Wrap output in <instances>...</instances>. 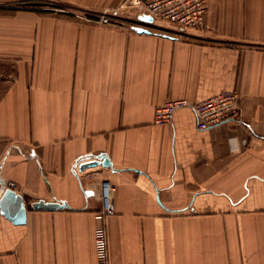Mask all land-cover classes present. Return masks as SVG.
I'll list each match as a JSON object with an SVG mask.
<instances>
[{
    "label": "crops",
    "instance_id": "1",
    "mask_svg": "<svg viewBox=\"0 0 264 264\" xmlns=\"http://www.w3.org/2000/svg\"><path fill=\"white\" fill-rule=\"evenodd\" d=\"M156 28L0 9V176L27 209L22 225L0 210V264H98L104 179L111 264H264V0H208L205 28L183 36ZM225 91L241 97L233 121L202 131L184 107L154 123L167 101ZM98 155L112 167L79 170ZM41 200L68 208L34 210Z\"/></svg>",
    "mask_w": 264,
    "mask_h": 264
},
{
    "label": "built area",
    "instance_id": "2",
    "mask_svg": "<svg viewBox=\"0 0 264 264\" xmlns=\"http://www.w3.org/2000/svg\"><path fill=\"white\" fill-rule=\"evenodd\" d=\"M208 0H126L115 9L103 11H81L76 14L81 21L104 26L122 27L137 33V29L159 31L156 22L164 21L176 26L177 35L183 36L188 29H204ZM134 14V19L129 14ZM150 16L152 23L144 22L140 16ZM239 93L225 91L211 98L191 103L188 100H170L157 107L154 123L158 126L172 122L174 113L180 108H189L196 117L197 128L207 130L237 119L240 114ZM80 165V164H79ZM116 186L108 179L100 184L101 209L96 217L101 224L96 228L94 245L98 264H111L108 244V218L116 214L114 195Z\"/></svg>",
    "mask_w": 264,
    "mask_h": 264
},
{
    "label": "water",
    "instance_id": "3",
    "mask_svg": "<svg viewBox=\"0 0 264 264\" xmlns=\"http://www.w3.org/2000/svg\"><path fill=\"white\" fill-rule=\"evenodd\" d=\"M144 22L152 23L150 16L144 15L139 17ZM137 33H152L150 30L138 28ZM111 168L112 164L107 156L98 155L95 159L86 160L79 165V170L84 171L89 168ZM0 210L1 213L16 225H22L26 222V205L23 197L16 193L13 189L6 187V183L0 176ZM32 208L37 211H58L68 208L65 202H46L44 200L32 204Z\"/></svg>",
    "mask_w": 264,
    "mask_h": 264
},
{
    "label": "rangeland",
    "instance_id": "4",
    "mask_svg": "<svg viewBox=\"0 0 264 264\" xmlns=\"http://www.w3.org/2000/svg\"><path fill=\"white\" fill-rule=\"evenodd\" d=\"M41 7L47 10L59 11L61 14L70 15L77 18L76 14L80 10L73 9L66 4H59L50 0H0V9H24V8ZM78 19V18H77ZM80 20V19H78Z\"/></svg>",
    "mask_w": 264,
    "mask_h": 264
}]
</instances>
